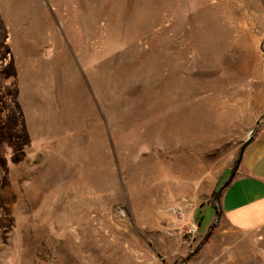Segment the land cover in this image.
<instances>
[{
  "label": "rangeland",
  "instance_id": "obj_1",
  "mask_svg": "<svg viewBox=\"0 0 264 264\" xmlns=\"http://www.w3.org/2000/svg\"><path fill=\"white\" fill-rule=\"evenodd\" d=\"M263 127L264 0H0V264H264L208 204Z\"/></svg>",
  "mask_w": 264,
  "mask_h": 264
},
{
  "label": "crops",
  "instance_id": "obj_2",
  "mask_svg": "<svg viewBox=\"0 0 264 264\" xmlns=\"http://www.w3.org/2000/svg\"><path fill=\"white\" fill-rule=\"evenodd\" d=\"M219 204L222 218L234 229L258 230L264 226V127L254 133L245 148Z\"/></svg>",
  "mask_w": 264,
  "mask_h": 264
},
{
  "label": "trees",
  "instance_id": "obj_3",
  "mask_svg": "<svg viewBox=\"0 0 264 264\" xmlns=\"http://www.w3.org/2000/svg\"><path fill=\"white\" fill-rule=\"evenodd\" d=\"M236 161L237 159L235 160V164H236ZM220 190H214L210 198L208 199V204L215 209V216H214V220L212 224H215L218 221L219 216L221 215V208H220L219 201H220V198H221V195L224 189L221 190V193L219 194Z\"/></svg>",
  "mask_w": 264,
  "mask_h": 264
},
{
  "label": "water",
  "instance_id": "obj_4",
  "mask_svg": "<svg viewBox=\"0 0 264 264\" xmlns=\"http://www.w3.org/2000/svg\"><path fill=\"white\" fill-rule=\"evenodd\" d=\"M252 139H253V136H250V137H249V138H248V139L242 144V146H241V148H240V150H239L238 158H237L236 164H235V166H234V168H233V171H232V173H231V175H230V177H229L227 183H226L223 187H221V190L225 189V188H226V187L232 182V180L234 179L235 174H236V172H237V169H238V167H239V165H240V163H241L243 152H244L245 148L250 144V142L252 141ZM221 190H220L219 194L221 193Z\"/></svg>",
  "mask_w": 264,
  "mask_h": 264
},
{
  "label": "built area",
  "instance_id": "obj_5",
  "mask_svg": "<svg viewBox=\"0 0 264 264\" xmlns=\"http://www.w3.org/2000/svg\"><path fill=\"white\" fill-rule=\"evenodd\" d=\"M195 230H196L195 226L194 225H191V227L189 229V232L190 233H195Z\"/></svg>",
  "mask_w": 264,
  "mask_h": 264
}]
</instances>
